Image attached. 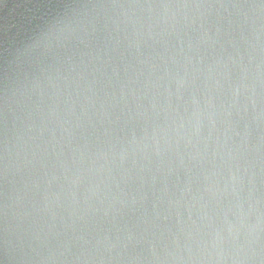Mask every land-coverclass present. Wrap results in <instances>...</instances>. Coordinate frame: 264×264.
<instances>
[{
	"label": "clouds",
	"instance_id": "9594fccd",
	"mask_svg": "<svg viewBox=\"0 0 264 264\" xmlns=\"http://www.w3.org/2000/svg\"><path fill=\"white\" fill-rule=\"evenodd\" d=\"M0 264H264V0H0Z\"/></svg>",
	"mask_w": 264,
	"mask_h": 264
}]
</instances>
